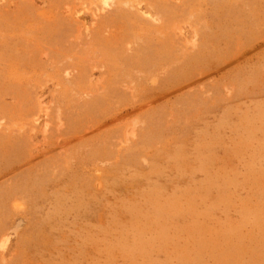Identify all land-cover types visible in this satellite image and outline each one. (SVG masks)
I'll return each instance as SVG.
<instances>
[{
    "label": "rangeland",
    "instance_id": "obj_1",
    "mask_svg": "<svg viewBox=\"0 0 264 264\" xmlns=\"http://www.w3.org/2000/svg\"><path fill=\"white\" fill-rule=\"evenodd\" d=\"M3 239L0 264H264V0H0Z\"/></svg>",
    "mask_w": 264,
    "mask_h": 264
},
{
    "label": "bare ground",
    "instance_id": "obj_2",
    "mask_svg": "<svg viewBox=\"0 0 264 264\" xmlns=\"http://www.w3.org/2000/svg\"><path fill=\"white\" fill-rule=\"evenodd\" d=\"M102 5H108V1L109 0H98ZM67 10V9H66ZM142 12V11H141ZM147 15H148V13H147ZM42 127L44 128H46L47 127V123H46V121L45 120H43V123H42ZM5 240L6 239H3V240H1V243H0V245H4V243H5Z\"/></svg>",
    "mask_w": 264,
    "mask_h": 264
}]
</instances>
